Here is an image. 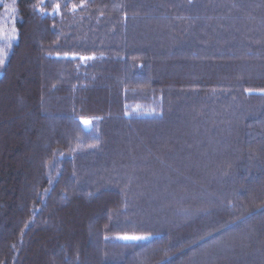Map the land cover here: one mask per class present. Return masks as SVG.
<instances>
[{
    "label": "trees",
    "instance_id": "trees-1",
    "mask_svg": "<svg viewBox=\"0 0 264 264\" xmlns=\"http://www.w3.org/2000/svg\"><path fill=\"white\" fill-rule=\"evenodd\" d=\"M17 7L0 70V264L37 250L50 264H200L201 246L202 264H264V0ZM195 146L209 161L184 171L174 160ZM144 229L155 236L119 238Z\"/></svg>",
    "mask_w": 264,
    "mask_h": 264
},
{
    "label": "rangeland",
    "instance_id": "rangeland-1",
    "mask_svg": "<svg viewBox=\"0 0 264 264\" xmlns=\"http://www.w3.org/2000/svg\"><path fill=\"white\" fill-rule=\"evenodd\" d=\"M17 3H18V0H0V51L7 53L6 62L8 60V56L10 54V51L12 49V46L16 43V41L18 39V30H17L16 23H17V20L19 19V15H18ZM262 25H264V23ZM13 29H15L16 31H13ZM262 31L264 32V30H262ZM260 34H261V31L256 33V35H260ZM257 37H259V36H257ZM2 68L3 67H0V70H2ZM6 82L8 83L9 81H6ZM6 86H7V84H6ZM224 106L227 107L226 104ZM216 109H218V108H216ZM192 113H194V110H192ZM93 123H94V120H93V122H92L91 125H89V126H85L84 125V126L86 128H89L90 126L93 125ZM190 126H191V124H190ZM194 127L192 128L193 130H194ZM195 132H197L198 135L202 134V128H200V127L196 128V131ZM192 133H194V131H192ZM220 143H222V142H220ZM211 144H212V142H211ZM183 145H184V143L179 144V143L176 142V144L174 146V151L175 152L176 151L177 152H184V151H182V148H181V147H183ZM196 146L194 147L196 150L193 149L195 151V155L194 156L192 154H190L188 157L181 159V155H180L179 160H181V162H179L178 160H174V162L176 164L180 165L184 171H188V170L194 171L195 170L194 168H196L199 165L200 166L202 165V161L203 160H206V162L209 161V160L207 161V159L209 158V156L206 155V152L205 151H202L203 148H196ZM224 151L225 150H223V152ZM190 163H191V165H193V164H195V165H193L190 168L189 167L190 166ZM225 164H227V163H224L223 165H225ZM31 167H33V165H31ZM208 168H210V167H208ZM208 168H206V169L204 168V170L202 171V177L203 178L204 177L207 178V179L209 178V173L208 172L210 171L211 168L210 169H208ZM211 170L213 171L214 169H211ZM165 177H166V175H165ZM167 178L168 177H166V179H165L166 181L169 180ZM156 180H157V182L162 181L161 178H156ZM158 202H162V201L159 199ZM166 203H168V201ZM169 204H171V203H169ZM86 206H88V207H84V211H85L84 213L90 212L89 209L91 208L92 205H86ZM72 209H71L70 213L73 211L72 214L74 213L76 216L79 215L78 214V211H76V210L74 211V208H72ZM159 210L160 209L158 208L156 211H159ZM149 230L150 229H144V233H123V234L119 235V237H121L123 235H146L149 238L154 237L155 236L154 233H148ZM140 232H143V231H140ZM231 236H233V235H231ZM149 238H147V239H149ZM147 239H144V240H147ZM120 240H121V242L123 241L122 243H132V244H136L138 242L144 241V240H138V241H130V240H127L126 241V240H123V239H120ZM209 249L211 250L212 247L209 248ZM209 249L208 248H203L202 249V246H201V248H199V250L201 251L200 252V256H201L200 261L201 262L199 261L200 264L203 263L202 261H205L207 259V253L206 252H208ZM37 252H38V250H37ZM37 252L34 254V256H31L30 257V264H50V263H52V260H50L48 258V256H50V252H48V253H47V251H41V252H38V253ZM170 258L171 257H169L168 259H170ZM189 258H193V260L195 259L193 255L191 257H189Z\"/></svg>",
    "mask_w": 264,
    "mask_h": 264
},
{
    "label": "snow or ice",
    "instance_id": "snow-or-ice-1",
    "mask_svg": "<svg viewBox=\"0 0 264 264\" xmlns=\"http://www.w3.org/2000/svg\"><path fill=\"white\" fill-rule=\"evenodd\" d=\"M60 7H61V5L57 3V4H55L54 9L56 11H59ZM76 8H77V5L76 4H72V9L74 10ZM41 11H43V9H41ZM13 31H16V30L13 29ZM65 55H68V54L65 53ZM73 55H76V54H73ZM6 56H7V53L0 51V67H4L6 65ZM79 59L81 61H85L86 62V61L95 60L96 57H95V55L80 56ZM260 91H261V93H264V89H261ZM137 107H139V106H137ZM152 111L155 112V109H153ZM156 114L159 115L160 113H156ZM124 115H128V113L125 112ZM94 119H98V118L97 117H86V116H81L80 117L81 123H83L85 126L91 125ZM90 147L91 148H95L96 145H91ZM119 238L120 239H123V240H126V241L127 240H130V241H138V240L147 239L149 237L146 236V235H123V236H121Z\"/></svg>",
    "mask_w": 264,
    "mask_h": 264
},
{
    "label": "bare ground",
    "instance_id": "bare-ground-1",
    "mask_svg": "<svg viewBox=\"0 0 264 264\" xmlns=\"http://www.w3.org/2000/svg\"><path fill=\"white\" fill-rule=\"evenodd\" d=\"M203 240H200L199 242H197V243H201Z\"/></svg>",
    "mask_w": 264,
    "mask_h": 264
}]
</instances>
